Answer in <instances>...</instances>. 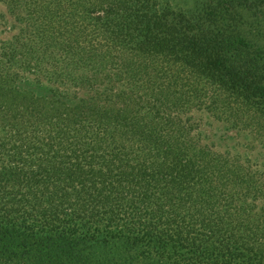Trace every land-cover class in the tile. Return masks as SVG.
<instances>
[{
    "label": "trees",
    "instance_id": "obj_1",
    "mask_svg": "<svg viewBox=\"0 0 264 264\" xmlns=\"http://www.w3.org/2000/svg\"><path fill=\"white\" fill-rule=\"evenodd\" d=\"M0 264H264V53L160 0H0ZM18 28V29H17Z\"/></svg>",
    "mask_w": 264,
    "mask_h": 264
},
{
    "label": "rangeland",
    "instance_id": "obj_2",
    "mask_svg": "<svg viewBox=\"0 0 264 264\" xmlns=\"http://www.w3.org/2000/svg\"><path fill=\"white\" fill-rule=\"evenodd\" d=\"M174 10L189 16L215 12L235 32L246 37L264 53V0H160ZM14 19L0 2V49L18 32L12 29ZM18 29V28H17ZM201 126L203 139L218 152L231 153L242 160H249L264 171V142L238 131L206 112L195 113Z\"/></svg>",
    "mask_w": 264,
    "mask_h": 264
}]
</instances>
